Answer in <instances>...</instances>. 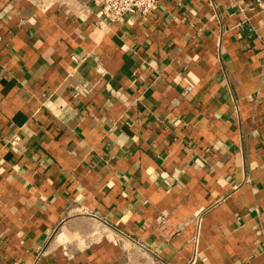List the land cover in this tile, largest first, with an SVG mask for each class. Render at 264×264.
<instances>
[{
    "label": "crops",
    "instance_id": "crops-1",
    "mask_svg": "<svg viewBox=\"0 0 264 264\" xmlns=\"http://www.w3.org/2000/svg\"><path fill=\"white\" fill-rule=\"evenodd\" d=\"M0 264H264V0H0Z\"/></svg>",
    "mask_w": 264,
    "mask_h": 264
},
{
    "label": "built area",
    "instance_id": "built-area-1",
    "mask_svg": "<svg viewBox=\"0 0 264 264\" xmlns=\"http://www.w3.org/2000/svg\"><path fill=\"white\" fill-rule=\"evenodd\" d=\"M160 0H91L98 7L101 17L107 22L121 20L131 11H138L142 15L153 13Z\"/></svg>",
    "mask_w": 264,
    "mask_h": 264
}]
</instances>
